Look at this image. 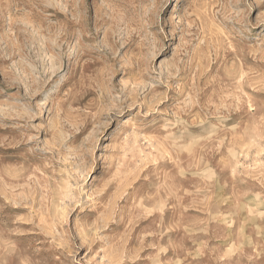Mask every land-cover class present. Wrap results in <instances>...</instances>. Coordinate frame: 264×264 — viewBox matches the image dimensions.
Returning a JSON list of instances; mask_svg holds the SVG:
<instances>
[{"label":"rangeland","instance_id":"374dc122","mask_svg":"<svg viewBox=\"0 0 264 264\" xmlns=\"http://www.w3.org/2000/svg\"><path fill=\"white\" fill-rule=\"evenodd\" d=\"M0 264H264V0H0Z\"/></svg>","mask_w":264,"mask_h":264}]
</instances>
